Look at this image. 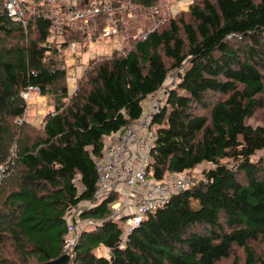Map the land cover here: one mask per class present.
<instances>
[{
    "label": "trees",
    "instance_id": "16d2710c",
    "mask_svg": "<svg viewBox=\"0 0 264 264\" xmlns=\"http://www.w3.org/2000/svg\"><path fill=\"white\" fill-rule=\"evenodd\" d=\"M131 1L147 17L160 2ZM49 26L13 22L0 0V264L61 256L68 211L95 200L103 139L137 120L171 72L148 177L209 168L130 233L110 218L116 194L82 209L68 264H217L235 248L264 264L251 247L264 239V0H192L125 55L89 60L72 95L64 50L83 35L64 32L58 48ZM29 87L53 102L41 128L25 119Z\"/></svg>",
    "mask_w": 264,
    "mask_h": 264
},
{
    "label": "built area",
    "instance_id": "2783aa9c",
    "mask_svg": "<svg viewBox=\"0 0 264 264\" xmlns=\"http://www.w3.org/2000/svg\"><path fill=\"white\" fill-rule=\"evenodd\" d=\"M1 1L4 12L13 22L25 25L29 18L48 20V42L58 48L65 42L64 32L83 35L81 41L68 43L64 50L73 54L75 60L81 58L83 48L92 50L96 42L108 37L112 38L111 44L105 45V52L95 59L105 60L113 53L125 55L133 44L143 42L171 18L166 10L168 6L159 3L148 9L151 24L145 30L135 31L133 24L139 22L140 8L131 0H40L37 4L22 0ZM166 81L162 89L152 95V102L146 105L147 99L144 103V112L137 120L103 139V154L95 161L98 176L95 200L68 211L66 216V239L70 243L72 234L82 226L79 219L82 209L95 207L107 195H121L120 201L111 205L114 212L110 218L117 221L124 217L125 233H130L149 213L165 205L171 196L195 185L191 171L168 174L160 181L148 177L150 152L156 139L151 124L164 103ZM33 92L39 94L38 88L29 87L21 96L26 101Z\"/></svg>",
    "mask_w": 264,
    "mask_h": 264
},
{
    "label": "rangeland",
    "instance_id": "374dc122",
    "mask_svg": "<svg viewBox=\"0 0 264 264\" xmlns=\"http://www.w3.org/2000/svg\"><path fill=\"white\" fill-rule=\"evenodd\" d=\"M181 1V0H180ZM184 1H188V0H184ZM192 1V0H191ZM164 1L160 0L159 3H163ZM168 3V2H166ZM169 4V3H168ZM167 4V5H168ZM176 10V9H175ZM175 10H173V12H175ZM180 12V11H178ZM185 12V11H184ZM177 13V12H176ZM175 14V13H174ZM138 19H140V25H148V21L141 17L140 16L138 17ZM111 41H112V38L108 37V38H104V39H100L98 42L100 43V45L95 49V50H89V52H87L86 54H84V56L82 57L81 59V63L83 64V66H86L88 61L90 59H93L95 56H97L98 54L100 53H104V46L105 45H110L111 44ZM73 57V54H70L68 50H66L65 52V55H64V67L66 68L67 70V77L69 76V73H70V69L68 66H69V58H72ZM83 66H80L79 65V62H78V65L77 67H75V75L74 76H70L68 77V85H71V84H74L76 83L77 79L80 78L82 75H83ZM177 77V73L176 72H171L167 78V81H166V86L168 87H174L175 85V79ZM167 87V88H168ZM75 91V88L73 87H69L68 89V93L69 95H72L73 92ZM180 95H183L184 92H179ZM30 97L31 95L26 99V103L27 105L29 104L30 102ZM152 98L149 97L148 98V102H146V105L150 104L152 102V100H150ZM41 106V105H40ZM38 107V104L35 102V103H32L30 106H28V117H36L37 115V109ZM41 110H44V109H47V104L46 106H41L40 107ZM42 114V113H41ZM26 117V116H25ZM27 118V117H26ZM32 120V119H31ZM41 120V117L39 116V118H35L32 122L35 124V125H39V121ZM29 122V120H28ZM261 122L260 120V117L259 115H256L255 117H253L248 123L252 126H256L257 124H259ZM30 123V122H29ZM209 168V165H201L199 167H197L196 169H194L193 171H191L192 173V176L194 177V180L195 182L199 181L200 178H201V174H202V171L204 169H207ZM116 197V200L119 202L120 199H121V195L120 194H116L115 195ZM82 206V205H81ZM81 223L84 225L85 223L83 221H81ZM121 227H125L124 225L120 224ZM77 232H78V229H77ZM251 247L254 249L255 253L258 255V256H263L264 257V239L257 242V243H253L251 244ZM244 251L243 249H240V248H235L232 253L230 254V258L229 259H225V260H222L220 261L219 263L217 264H243L244 262Z\"/></svg>",
    "mask_w": 264,
    "mask_h": 264
},
{
    "label": "crops",
    "instance_id": "0c3cea01",
    "mask_svg": "<svg viewBox=\"0 0 264 264\" xmlns=\"http://www.w3.org/2000/svg\"><path fill=\"white\" fill-rule=\"evenodd\" d=\"M162 1H164L163 3H160L161 5H166V6H168V9H167V7H166V10H168V12L171 14V15H173L174 13H176V12H178V11H187L188 10V7H189V5L191 4V0H188V1H184V0H162ZM166 2H168V3H166ZM168 4V5H167ZM176 9V10H175ZM173 10H175V12H173ZM147 14L149 15V11L147 10ZM141 17H143V18H145L149 23H148V25H140V19H139V22L138 23H134L133 24V26H135V31H141L142 29H146V27H148L149 26V24H151V19H150V17L148 16H142L141 14H140V18ZM95 48L94 49H92V50H95L99 45H100V43L99 42H96L95 43ZM82 52H83V55H81V58H79V59H77V60H75L73 57L72 58H69V68H71L70 69V73H69V76L68 77H70V76H74L75 75V67H77V65H78V62H79V65L80 66H83V64L81 63V59H82V57L84 56V54H86L87 52H89V50L86 48H83L82 49ZM104 52H105V49H104ZM101 54H103V53H100V54H98L97 56H99V55H101ZM93 59H95V57L93 58ZM91 60V59H90ZM85 67L86 66H83V68L85 69ZM83 69V70H84ZM81 78V77H80ZM80 78H78L77 79V81H76V83H74V84H71V85H68V88L69 87H73V88H76V85H77V82H78V80L80 79ZM31 95V97H30V102H29V104L27 105V108H28V106H30L32 103H37L38 104V107H37V109H38V111H37V115H36V117H28V115H27V113H28V109L26 110V117H25V119L28 121L29 120V122L33 125V126H35V127H37V128H41L42 127V125H43V120H44V117L48 114V113H52L53 112V110H54V107H53V102H52V100H50L48 97H45V96H41L40 94H36V93H31L30 94ZM147 101V100H146ZM145 101V102H146ZM46 104H47V109H44V110H41L40 109V107L41 106H46ZM41 105V106H40ZM42 113V114H41ZM39 116L41 117V120L39 121V125H35L32 121L35 119V118H39ZM32 119V120H31ZM117 201V200H116ZM112 208V207H111ZM113 210V209H112ZM130 211H132L131 209H130ZM113 212H114V210H113ZM122 212H124V209L122 210ZM113 215V214H112ZM124 234H126L125 233V227H124Z\"/></svg>",
    "mask_w": 264,
    "mask_h": 264
},
{
    "label": "water",
    "instance_id": "95a60500",
    "mask_svg": "<svg viewBox=\"0 0 264 264\" xmlns=\"http://www.w3.org/2000/svg\"><path fill=\"white\" fill-rule=\"evenodd\" d=\"M69 261H70V255L68 254V249H65L60 257H58L57 259L51 262L44 263V264H68Z\"/></svg>",
    "mask_w": 264,
    "mask_h": 264
},
{
    "label": "bare ground",
    "instance_id": "6f19581e",
    "mask_svg": "<svg viewBox=\"0 0 264 264\" xmlns=\"http://www.w3.org/2000/svg\"><path fill=\"white\" fill-rule=\"evenodd\" d=\"M84 205V204H83ZM82 205V206H83ZM70 210H73V209H70ZM69 210V211H70ZM68 214V213H67ZM67 216V215H66ZM76 233H77V229H76V231L72 234V236H71V241H72V243H70V241H68V240H66V244H67V248L66 249H68V251L71 249V247L75 244V242H76V240H77V236H76Z\"/></svg>",
    "mask_w": 264,
    "mask_h": 264
}]
</instances>
